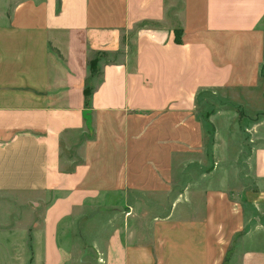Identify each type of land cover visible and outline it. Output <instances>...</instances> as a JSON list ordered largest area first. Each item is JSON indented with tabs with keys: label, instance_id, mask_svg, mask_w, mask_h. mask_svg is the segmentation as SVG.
Masks as SVG:
<instances>
[{
	"label": "crops",
	"instance_id": "obj_1",
	"mask_svg": "<svg viewBox=\"0 0 264 264\" xmlns=\"http://www.w3.org/2000/svg\"><path fill=\"white\" fill-rule=\"evenodd\" d=\"M263 20L264 0H0V264H264V148L202 169L187 117L204 70L264 109Z\"/></svg>",
	"mask_w": 264,
	"mask_h": 264
},
{
	"label": "rangeland",
	"instance_id": "obj_2",
	"mask_svg": "<svg viewBox=\"0 0 264 264\" xmlns=\"http://www.w3.org/2000/svg\"><path fill=\"white\" fill-rule=\"evenodd\" d=\"M260 25L264 28V20ZM192 71L193 65L188 64L187 75ZM209 73L203 71L201 88L198 87L197 82L190 80L194 78V75L189 76L190 79L188 80V85H197V88L194 94L196 99L194 111L187 117L188 119L191 117V122L197 123L201 127V133L198 135L201 145L193 148L192 152L203 155L202 167H200L202 169H212L216 165L219 170H226L232 163H235L236 169H246L248 164L245 159L255 148H264V111H260L264 109L256 108L255 102H253L254 98L251 101L245 99L244 91H217L216 86L211 85L212 76ZM197 75L199 76V73ZM98 76L97 74L96 79ZM259 87L263 91L260 99L264 104V82ZM250 106L251 108L255 106V108L251 109ZM209 111L214 113L208 118ZM208 119L213 120L214 131ZM191 125L194 127L193 123ZM87 128L86 136H90L91 129L89 126Z\"/></svg>",
	"mask_w": 264,
	"mask_h": 264
},
{
	"label": "trees",
	"instance_id": "obj_3",
	"mask_svg": "<svg viewBox=\"0 0 264 264\" xmlns=\"http://www.w3.org/2000/svg\"><path fill=\"white\" fill-rule=\"evenodd\" d=\"M91 68L94 69L96 67V59L92 60L91 63ZM89 94V91H85V95L87 96Z\"/></svg>",
	"mask_w": 264,
	"mask_h": 264
}]
</instances>
